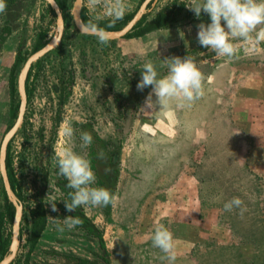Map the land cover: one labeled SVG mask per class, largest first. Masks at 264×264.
I'll return each mask as SVG.
<instances>
[{"label": "rangeland", "instance_id": "rangeland-1", "mask_svg": "<svg viewBox=\"0 0 264 264\" xmlns=\"http://www.w3.org/2000/svg\"><path fill=\"white\" fill-rule=\"evenodd\" d=\"M73 1L56 0L65 8V38L60 48L32 64L23 123L9 141L10 171L26 215L10 263L71 264L64 255L96 259L103 253L98 237L81 226L56 227L71 214L56 183L62 176L54 148L70 144L89 160L90 146L82 149L80 137L94 132L100 155L118 150L116 202L82 208L102 232L111 264H168L152 246L157 226L173 233L176 264H264V44L257 52L236 42V57H217L197 41V25L210 19L195 16L186 6L192 0H151L146 20L172 3L184 8L166 28L140 37H103L107 43H101L102 37L78 29ZM125 2L123 17L135 14L142 0ZM81 4L95 19L111 18L103 5ZM48 5L46 0H16L10 11L0 13V34L10 28L4 40L0 37V144L15 122L12 109L19 102L17 79L14 96L9 88L16 51L28 57L40 33L46 44L56 35V16ZM187 56L203 74L204 96L190 106L171 101L165 108L146 107L151 87L137 89L142 65L151 61L163 77L165 59ZM69 126L71 141L62 131ZM93 171V186L100 187ZM40 195L46 226L30 248L32 209ZM234 197L244 202L243 215L237 208L224 210ZM51 200L57 201L58 212L51 211ZM12 222L5 219L2 228L8 251Z\"/></svg>", "mask_w": 264, "mask_h": 264}, {"label": "clouds", "instance_id": "clouds-1", "mask_svg": "<svg viewBox=\"0 0 264 264\" xmlns=\"http://www.w3.org/2000/svg\"><path fill=\"white\" fill-rule=\"evenodd\" d=\"M88 3L93 8L103 5L113 22L122 19L128 10L125 0H88ZM186 6L197 18L203 14L208 15L210 23L197 25V41L201 47L209 49L217 57L229 59L236 57L238 52L236 42H243L257 52L259 46L264 44V0H192L191 4ZM5 10V0H0V13ZM181 37L183 38L182 34ZM100 42L107 43V40L102 37ZM165 61L168 72L163 77L158 76L157 69L151 61L142 65L137 89L143 91L151 87L146 107L160 105L161 108H165L171 101H178L180 107L186 104L190 106L204 96V77L192 58L172 57ZM153 96L156 97L155 101ZM62 131L67 140L71 141L74 136L73 128L69 126ZM92 139L90 133H82L81 148L89 147ZM54 150L58 174L67 180V187L73 190L70 193V200H62L68 212H75L81 207H108L115 204V196L108 189L93 186L97 177L91 162L84 155L74 151L70 144L59 151L55 148ZM47 204L50 205L52 212L59 211L57 201L51 200ZM234 208L240 209L241 215L247 210L239 197H234L224 204L226 212H231ZM82 223L78 216L69 215L63 218L62 224L57 223L56 227L60 231H64L65 228L72 230ZM151 242L153 247L164 254L163 258L168 264H176L175 240L168 228L155 227Z\"/></svg>", "mask_w": 264, "mask_h": 264}, {"label": "trees", "instance_id": "trees-1", "mask_svg": "<svg viewBox=\"0 0 264 264\" xmlns=\"http://www.w3.org/2000/svg\"><path fill=\"white\" fill-rule=\"evenodd\" d=\"M15 2L16 0H5L6 11H10L11 5H13ZM180 4L181 5H176L175 3H172L170 6L159 10L153 18L148 20H146L145 15H143L141 19L132 27V29L124 37H140L151 31L168 27L173 21H175L178 18L182 9L184 8V4L183 3ZM58 5L61 9L63 17H65L64 5L62 3H58ZM49 8L50 11L54 14L53 9L50 6ZM133 15L134 13L126 17H123L118 21L113 22L112 18L95 19L88 13L87 8L83 4H81L80 7L81 22L89 28H96L102 31H115L120 29L132 18ZM9 31H10L9 25L5 26L3 29V32H5L4 34L6 35L9 34ZM3 32L0 34L1 40H4V38L6 37L3 34ZM64 38H65V32L63 31L62 39L57 48H60L62 46ZM42 40H43V34L40 33L31 53L46 45V43H43ZM26 58L27 57L22 53V50L18 48V50L16 51L15 60L10 69L9 88H10L11 96H14L16 94L17 75ZM39 60L40 59H38L37 62ZM33 66L34 65H31V67L29 68L24 82V89L27 94V97L29 93L28 81ZM61 86L62 87H60V92H63V82H61ZM18 107H19V102L12 109V115L15 117L17 116ZM91 136L93 139L89 150V161L91 162L92 168L96 170V174L98 175L99 186L108 189L112 193L118 175V170H117L118 150L117 149L113 150L109 156H104L103 154L100 155L99 151L96 149V146L94 145L96 142H99L100 139L94 132ZM8 146L9 143L7 145L6 157H5L6 170L11 188L15 196L17 197L18 201H20L21 199H23V196L17 190L15 186V177L10 171L11 160L9 155L7 154ZM44 180H46V178ZM45 182L46 181H44V183ZM56 183L60 187V189L64 192L65 200H70V193L73 190L67 187V183H68L67 180L64 177H62V179H58ZM0 196L2 197L4 203L3 209L0 208V261H1L3 257L8 253V239L6 237H3L2 228L5 219H7L10 222L13 221L15 216V209L12 203L8 200L3 185H1L0 187ZM69 213L73 216H78L83 222L81 227L84 228L87 232L91 233L92 235L98 237L100 247L102 248L103 253L98 255L96 259H86L73 255H64V257L71 264H111L110 257L103 239V234L99 230V228L95 225V223L91 221L89 217L86 216V214L83 211V208L82 207L78 208L75 212H69ZM25 216H26L25 211L23 209L22 219H24ZM32 216L33 218L31 223L30 248L35 246L42 231L46 226V213L41 195L37 199L35 208L32 209ZM33 264H42V263H33Z\"/></svg>", "mask_w": 264, "mask_h": 264}, {"label": "water", "instance_id": "water-1", "mask_svg": "<svg viewBox=\"0 0 264 264\" xmlns=\"http://www.w3.org/2000/svg\"><path fill=\"white\" fill-rule=\"evenodd\" d=\"M46 2L49 4V6L53 9L55 13L56 23H57V32H56V35L54 37V41L52 44H46L45 46L31 53L26 58L23 65L21 66L18 76H17V89H18V94H19V107H18L17 116H16L13 126L5 133V135L2 138L1 144H0V174H1L2 184H3V188L5 190L8 200L12 203L15 209V216L12 222V230H11L12 235H11L10 249L8 253L0 261V264H9L16 255L18 245H19L18 236H19L20 222H21L22 214H23L22 207L19 204L18 199L15 196L11 188L10 182H9V178H8V174L6 170V164H5L6 147L9 141L13 138V136L19 129V127L21 126V124L23 123L24 114H25L26 105H27V94L24 89V82H25L27 72L30 66L34 62H36L38 59H40L45 54H47L50 50L56 48L59 45L62 39L63 31H64V17H63V14L61 12V9L58 3L56 2V0H46ZM81 2L82 0H74L73 7H72L73 20L76 26L78 27V29L85 34L97 35V36L105 37L109 39H116V38L124 37L132 29V27L141 19V17L144 14L145 9L147 8V5L151 2V0H142L135 14L132 16V18L125 25H123L120 29L114 32H105V31H102L96 28H89L85 26L80 20Z\"/></svg>", "mask_w": 264, "mask_h": 264}, {"label": "bare ground", "instance_id": "bare-ground-1", "mask_svg": "<svg viewBox=\"0 0 264 264\" xmlns=\"http://www.w3.org/2000/svg\"><path fill=\"white\" fill-rule=\"evenodd\" d=\"M54 41V40H53ZM53 41L51 42V43H49V44H52L53 43Z\"/></svg>", "mask_w": 264, "mask_h": 264}]
</instances>
